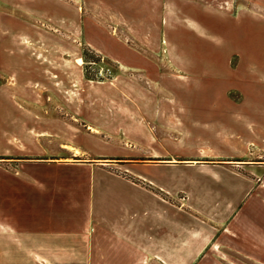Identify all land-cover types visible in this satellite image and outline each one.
<instances>
[{
    "label": "rangeland",
    "instance_id": "374dc122",
    "mask_svg": "<svg viewBox=\"0 0 264 264\" xmlns=\"http://www.w3.org/2000/svg\"><path fill=\"white\" fill-rule=\"evenodd\" d=\"M167 1L0 0V92L54 153L221 219L215 169L264 165V0Z\"/></svg>",
    "mask_w": 264,
    "mask_h": 264
},
{
    "label": "crops",
    "instance_id": "0c3cea01",
    "mask_svg": "<svg viewBox=\"0 0 264 264\" xmlns=\"http://www.w3.org/2000/svg\"><path fill=\"white\" fill-rule=\"evenodd\" d=\"M182 6L208 13L201 0ZM4 97L0 92V264H264V165L244 167L250 179L215 169L221 176L210 180L234 196L224 205L231 214L192 216L110 171L77 164L72 145L54 153L58 135L29 132L36 123L25 133L17 117L14 131ZM134 189L149 198L137 200Z\"/></svg>",
    "mask_w": 264,
    "mask_h": 264
}]
</instances>
